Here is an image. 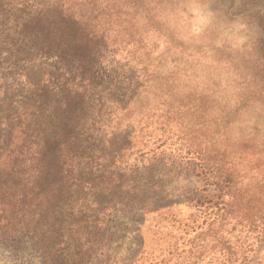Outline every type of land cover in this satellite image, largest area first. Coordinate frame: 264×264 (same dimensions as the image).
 <instances>
[{"label":"rangeland","instance_id":"374dc122","mask_svg":"<svg viewBox=\"0 0 264 264\" xmlns=\"http://www.w3.org/2000/svg\"><path fill=\"white\" fill-rule=\"evenodd\" d=\"M136 1L0 0V264H264L263 226L228 197L224 216L190 204L217 193L176 152L195 137L237 162V199L264 216V0ZM57 3L102 24L129 10L144 87L126 110L89 101L109 86L80 101L55 85L57 61L12 52L19 19Z\"/></svg>","mask_w":264,"mask_h":264},{"label":"trees","instance_id":"16d2710c","mask_svg":"<svg viewBox=\"0 0 264 264\" xmlns=\"http://www.w3.org/2000/svg\"><path fill=\"white\" fill-rule=\"evenodd\" d=\"M126 7L136 9L137 1L132 0ZM126 7L122 9L110 8L105 13V23L102 24L100 15L91 16L84 11L76 13L72 8L65 9L63 5L60 6L57 3L54 8L55 13L49 10L31 16L24 21L21 19L23 24L19 19L15 27L17 30L21 25L22 29L17 33H15L16 30H10L9 39L10 34L15 33L17 40L20 41L21 39V42L17 43L16 38H12L9 46L12 52L19 54L37 52L43 60L41 64L49 61H57L61 64L62 67L59 68L61 71L60 79L55 83L61 92H69V95H73L82 101L87 98L85 95L88 96L89 93L93 94L96 90L109 86L107 96L90 97L89 101L96 103L101 108L110 105L120 106L126 110L144 87V82L135 71L137 70L136 66H131V62L135 61V55L143 42L141 38L127 37L126 35L127 30L123 28L124 24H128V26L131 24V20L128 21L127 19L130 13ZM122 32L125 35L121 34ZM114 34L115 36H113ZM137 36H141L139 32ZM119 48H124L122 51L126 52V57L133 53L132 59L127 60V64L123 67H120L115 59ZM145 70L146 68L140 72ZM193 108H198L195 102H193ZM197 111L198 109H196ZM202 118V116L195 117V114H192L188 119V126L196 125L198 130V123H201L198 121ZM159 138L164 142L167 137L163 132ZM208 144H211L212 147L215 145L212 142ZM199 146L194 137L188 139L187 143H181L176 152L179 155L184 154L189 168L198 177H202L205 182L204 191L213 188L217 194L213 197L210 195L201 198L189 197L188 202L197 207L208 206V209L211 207L219 209L222 206L220 211L223 210L222 216H224V210L231 207L230 202H225V197H228L230 200L236 201L238 207L244 206L248 211L249 216L246 221L251 226L250 229H256L262 225L264 232V216H258L261 211L255 210L257 206L250 208L249 204L244 205L240 203L242 201L237 199L239 195L235 192L236 185L233 176L237 171V162L234 160L227 163L218 161L214 156V149L208 154L207 146L203 149ZM144 176L143 174L140 177V182H147L148 178ZM20 196L23 199L24 195ZM21 199V202L17 203L19 209L15 211L19 215L24 214L27 208ZM131 206H142V202L131 200Z\"/></svg>","mask_w":264,"mask_h":264}]
</instances>
